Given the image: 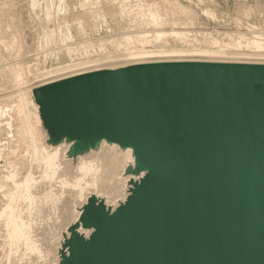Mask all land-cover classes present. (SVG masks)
I'll return each instance as SVG.
<instances>
[{"label":"water","instance_id":"obj_1","mask_svg":"<svg viewBox=\"0 0 264 264\" xmlns=\"http://www.w3.org/2000/svg\"><path fill=\"white\" fill-rule=\"evenodd\" d=\"M264 70L185 61L93 71L34 91L50 142L132 148L126 200L83 206L59 264H264ZM66 250V251H65Z\"/></svg>","mask_w":264,"mask_h":264},{"label":"bare ground","instance_id":"obj_2","mask_svg":"<svg viewBox=\"0 0 264 264\" xmlns=\"http://www.w3.org/2000/svg\"><path fill=\"white\" fill-rule=\"evenodd\" d=\"M90 1L85 0L84 2L88 4ZM8 2V0H0V47L5 50L4 54L0 51V55L3 54L0 56V72L7 83H11L10 90L8 89L9 83H6L8 86L0 85L2 87L0 88L2 90L0 92V134L6 135L7 143L4 148L9 147L8 151L14 154L17 152L13 150L14 147L20 146L21 154L16 160H4L7 154L4 155L5 150L1 147L4 144H0V264H35L37 262L34 260V263L33 256L36 259L37 255L40 261L42 257L49 256L57 246H55L57 242L54 241L50 230L51 225L73 223L77 235L82 236L83 239L89 238L93 229L82 226L80 220L82 208L79 202L94 200L91 199L93 196L104 197L103 204L106 209H115L113 206H116V202L121 201L118 203L119 206L126 200L128 194L130 176L126 174V170L134 162L132 149L127 147L123 151L122 147L120 148L115 143L108 142V144L103 139L99 143L102 145L99 152L93 151L90 156L80 158L77 166L73 168L70 165L71 161L65 157L72 144L62 146L59 143L61 146L53 147L47 143L48 136L41 129L39 105L32 103L34 91L40 86L93 71L115 70L152 63L203 61L254 65L255 70H264V53H262L264 40H261L256 32L249 31L254 39H251L252 36L251 40L241 36L240 41L233 44L236 51L241 48L254 51L245 53L228 51L227 47L232 43L225 44L213 36L204 40L218 49L193 48L190 50L183 47H172V45L167 46L170 38L180 44L190 43L192 41L191 32L175 27L171 29L154 27L155 29L152 30L141 29L104 38L96 46L91 43L92 47H98L99 50L94 59L88 57L89 59H81L76 63L70 62L41 72L37 71L32 75L29 74L32 69L28 61L30 59L20 58L25 54H21L23 53L21 52L23 42L17 32L29 24L23 20V13L31 11L33 13L36 1L26 0L23 3L18 1L20 3H17L18 5L15 2ZM84 2H78L80 3L78 5H81L79 7H82ZM178 9L182 8L176 9L175 7V10ZM157 16L153 14L154 19L150 18L154 25L156 22L163 21ZM228 36L231 35L228 34ZM67 37L69 38L68 34ZM107 43L113 47L111 50L104 48ZM160 43L164 45H159ZM148 46L153 47L148 48ZM70 48L72 49L71 46ZM25 52L28 53V51ZM31 61L33 62L32 59ZM36 187H38L37 193H35ZM110 202L114 204L111 205ZM90 203H96V201ZM22 209H25L28 214L22 212ZM55 261L58 260L54 258L51 262Z\"/></svg>","mask_w":264,"mask_h":264},{"label":"rangeland","instance_id":"obj_3","mask_svg":"<svg viewBox=\"0 0 264 264\" xmlns=\"http://www.w3.org/2000/svg\"><path fill=\"white\" fill-rule=\"evenodd\" d=\"M8 1L15 2V4L17 3L20 4L18 1L23 3L26 0H8ZM35 1H36V6L34 7L33 10L34 12L32 13L31 11V12H25L26 14L23 13V20L26 21V24L27 23L30 24V21L32 19L34 21L32 20L30 25L27 24L29 25V27L26 25L23 28H20L17 32L18 35L21 36L23 42V48L21 47V52L23 53L21 54H25V56L22 55L20 56V58L25 59L26 57L27 60L30 59L28 61L32 69L30 68L31 70L29 71V74L32 75L36 74L37 71L41 72L44 71L45 69H50L52 67H56L61 64H66L70 62L76 63L81 59H89V58L94 59L95 57H97V54L99 53L98 47L95 46L98 43H100L104 38H108L115 35L117 36L124 33L136 32L141 29L142 30L144 29L152 30L155 28L171 29L175 27L179 29H187L191 32L190 38L192 41L190 43L180 44L179 42H176L174 41V39L172 40V38H170L168 40V43L166 44L167 46L172 45V47H181V48L183 47L184 49H190V50L193 48L218 49V47H214L213 45H211L210 43L204 40L205 38L208 39L209 37L213 36L215 38H218L220 41H222L225 44L232 43V45L227 47L228 51L231 52L243 51L245 53H249L250 51H252L250 53H253L254 51L252 49L247 50V48L237 49L236 51V48H234L233 44L237 41H240L239 37L241 36H244L247 39L251 40L253 38L251 32L258 33L260 30L264 29V0H230L227 1L226 3H221L217 0H146V1L145 0H91L90 3L88 2V4L84 2L85 0H76L75 2L74 0H66V1L65 0L64 1L35 0ZM80 1H82V3L84 2V5H82V7H79L81 5H78L80 4L78 3ZM175 7L176 9L179 7L182 9L175 10ZM149 12L153 13L155 17L157 16V14H159V16L157 17L158 18L160 17V20L163 19V21L161 20V22H156L155 25L152 24L153 21L151 20H153L154 17L153 14L151 13L149 14ZM26 15L27 17H25L26 18L25 19L24 16ZM172 22H174L176 25H174V23ZM157 23L159 24V27ZM209 30H211V32ZM67 34L69 35V38L67 37ZM228 34H230L231 36H228ZM91 43L92 45H95L93 46L95 48L91 46ZM35 44L37 45L35 46ZM159 45H164V44L160 43ZM70 46L72 47V49L70 48ZM152 47L153 46H148V48H152ZM69 48H70V52L68 50ZM104 48H106L107 50H111L113 47L107 43L104 45ZM2 49L3 47H0L1 53L4 54L5 50ZM25 51H28V53L26 54ZM29 51H31V53H29ZM262 53H264V51H262ZM32 54L34 57L36 56V58L31 56ZM201 58L203 59V57ZM31 59L33 60V62L31 61ZM33 64L35 66H33ZM6 83L7 81L5 80L4 75L3 74L1 75L0 72V85L2 84L3 86H5ZM7 84L6 86L9 85L8 89L11 88L10 87L11 83H9L8 85ZM1 91L2 90H0V92ZM32 103H36V102L32 100ZM39 116H40V112H39ZM41 127H42L41 128L42 131H45L46 135L48 136L47 143L50 144L51 146L53 147L57 145L61 146V144L62 146H67L69 144H72L71 142L69 143L68 141H66V139H63L61 142H56V143L50 142L49 133L46 127L44 126L42 119H41ZM5 137L6 135L0 134V144H4L1 147L5 150L4 155L7 154L4 160L7 161L16 160L18 156L21 154L20 146L14 147L13 150H16L17 152L13 154L12 152L8 151L9 147L4 148V146H6L5 144L7 143ZM104 141L108 143L106 140ZM125 148H121V149L125 151L126 150ZM69 149L70 148H68L65 157L71 161L70 165L73 168H75L80 158L90 156L93 151L99 152L102 149V145L99 144L98 147L96 148L93 149L89 148L84 152L76 153L74 155H69ZM132 156L134 157L133 154ZM130 166L134 168L135 161ZM145 173L146 172L144 170L140 171L137 174L126 172V174L130 176L129 188L130 187L132 188V185L130 184L131 181L139 182L140 179L144 177ZM132 177H134V179ZM129 188H128L127 196L130 194ZM37 189L38 187L35 188V193L38 192ZM91 199L94 200L80 201L79 202L80 208H83L85 204L87 203L89 204L91 201L101 200L104 202L105 200L104 197L98 198L95 196H93ZM120 202H116V206L113 207L116 208L118 206V203ZM110 204L113 205L114 202H110ZM76 209H78V207ZM23 211L25 214H28L25 209L24 210L22 209V212ZM71 226H75V225L69 222H66L58 226L51 225L50 230L52 232V235L54 236L53 239L58 244L57 243L55 244V246L56 245L57 246L54 247L55 249L53 250V252H51L49 256L47 255L44 256V258L42 257L43 260L41 258L40 259L41 261L44 260L52 261L55 258L58 261L57 262L55 261L56 263L55 262L52 263L51 261L49 262L47 261L48 263L47 262L45 263L44 261L42 262L43 264L60 263L61 260L60 251L63 250V243L65 237L70 236L69 228ZM35 257L36 259H34L33 256V261L36 260L37 263H35V261L34 263L42 264L40 263L41 261L39 260L38 256L36 255Z\"/></svg>","mask_w":264,"mask_h":264},{"label":"built area","instance_id":"obj_4","mask_svg":"<svg viewBox=\"0 0 264 264\" xmlns=\"http://www.w3.org/2000/svg\"><path fill=\"white\" fill-rule=\"evenodd\" d=\"M257 33V32H256ZM258 34H259V38L262 40H264V29H262V30H260L259 32H258Z\"/></svg>","mask_w":264,"mask_h":264},{"label":"crops","instance_id":"obj_5","mask_svg":"<svg viewBox=\"0 0 264 264\" xmlns=\"http://www.w3.org/2000/svg\"><path fill=\"white\" fill-rule=\"evenodd\" d=\"M217 1H219L221 3H226L227 1H230V0H217Z\"/></svg>","mask_w":264,"mask_h":264}]
</instances>
